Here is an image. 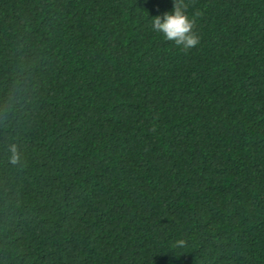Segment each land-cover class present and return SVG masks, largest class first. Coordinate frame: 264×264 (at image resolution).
Wrapping results in <instances>:
<instances>
[{"label": "trees", "instance_id": "1", "mask_svg": "<svg viewBox=\"0 0 264 264\" xmlns=\"http://www.w3.org/2000/svg\"><path fill=\"white\" fill-rule=\"evenodd\" d=\"M0 0V264H264V0Z\"/></svg>", "mask_w": 264, "mask_h": 264}, {"label": "clouds", "instance_id": "2", "mask_svg": "<svg viewBox=\"0 0 264 264\" xmlns=\"http://www.w3.org/2000/svg\"><path fill=\"white\" fill-rule=\"evenodd\" d=\"M186 8L183 0H175L170 12L152 18V29L183 50L195 48L199 43V37L193 32V19L186 14Z\"/></svg>", "mask_w": 264, "mask_h": 264}]
</instances>
